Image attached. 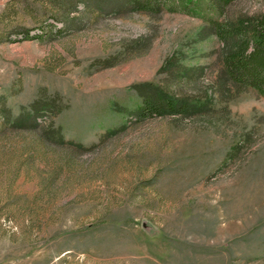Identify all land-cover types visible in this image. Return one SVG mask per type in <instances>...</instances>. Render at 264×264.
Instances as JSON below:
<instances>
[{"label": "rangeland", "instance_id": "374dc122", "mask_svg": "<svg viewBox=\"0 0 264 264\" xmlns=\"http://www.w3.org/2000/svg\"><path fill=\"white\" fill-rule=\"evenodd\" d=\"M121 3L0 0V264H264V98L221 92L203 20ZM146 83L211 109L138 121ZM38 100L86 149L6 125Z\"/></svg>", "mask_w": 264, "mask_h": 264}, {"label": "trees", "instance_id": "16d2710c", "mask_svg": "<svg viewBox=\"0 0 264 264\" xmlns=\"http://www.w3.org/2000/svg\"><path fill=\"white\" fill-rule=\"evenodd\" d=\"M237 0H122L124 9L150 15L164 12L185 14L204 21L202 35L216 36L222 44V68L218 74L221 92L241 93L254 90L264 98V15L244 16L238 20L226 18L228 8ZM141 104L131 115L138 121L158 117L191 118L208 113L211 104L207 101L178 97L153 83L136 87ZM52 104V105H51ZM44 105L41 101L24 108L14 115L7 107L6 125L14 130L42 134V141L57 145H72L86 149L82 144L67 141L61 128L54 123L44 128L41 117L47 112L59 114L54 102ZM115 133V132H112Z\"/></svg>", "mask_w": 264, "mask_h": 264}]
</instances>
